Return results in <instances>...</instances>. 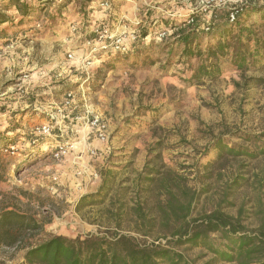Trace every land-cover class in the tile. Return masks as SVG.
Listing matches in <instances>:
<instances>
[{
    "label": "rangeland",
    "instance_id": "374dc122",
    "mask_svg": "<svg viewBox=\"0 0 264 264\" xmlns=\"http://www.w3.org/2000/svg\"><path fill=\"white\" fill-rule=\"evenodd\" d=\"M236 1L23 0L18 5L29 16L20 19L12 0H0V215L12 211L36 225L20 243L0 245V264H26L21 247L52 236L104 231L100 220L93 224L97 207L76 212L79 199L99 191L104 177L113 191L132 186L155 154L197 193L191 218L221 210L249 231L264 230V85L246 91L242 77L230 74L183 86L192 65L178 63L176 52L152 50L174 40L168 23ZM103 25L134 33L128 54L86 44ZM86 109L107 122L106 144L84 129ZM43 124L50 134L35 135ZM217 138L245 155L208 168ZM63 142L72 149L56 161L53 151ZM185 254L194 264L212 262L200 248Z\"/></svg>",
    "mask_w": 264,
    "mask_h": 264
},
{
    "label": "trees",
    "instance_id": "16d2710c",
    "mask_svg": "<svg viewBox=\"0 0 264 264\" xmlns=\"http://www.w3.org/2000/svg\"><path fill=\"white\" fill-rule=\"evenodd\" d=\"M12 2L10 8H15L20 19L29 16L18 5L23 0ZM230 10L223 7L212 8L208 13L190 12L179 23H168L175 38L160 47L181 49L178 63L183 66L193 59L200 61L196 69L200 77L220 74L221 64L228 60L240 74L252 70L264 58V5L240 6L233 23L228 18ZM188 18L193 23L187 24ZM5 22L0 16V26ZM258 70H264V66ZM214 149L216 160L208 161V168L228 157L245 155L244 149L229 147L221 138L215 140ZM196 196L188 179L164 164L160 154H155L137 174L132 186L113 191L111 182L104 177L99 191L79 199L76 212L97 207L93 224L100 220L104 231L74 239L52 236L38 245L22 246L24 261L26 264H194L185 253L200 248L211 255L210 264H264V230L249 231L238 217L221 210L191 218ZM35 226L33 221L15 212L2 213L0 245L10 247L20 243L22 234Z\"/></svg>",
    "mask_w": 264,
    "mask_h": 264
},
{
    "label": "built area",
    "instance_id": "2783aa9c",
    "mask_svg": "<svg viewBox=\"0 0 264 264\" xmlns=\"http://www.w3.org/2000/svg\"><path fill=\"white\" fill-rule=\"evenodd\" d=\"M254 3V0H237L235 4L230 6V11L228 14L229 22L233 23L235 22L236 13L240 6L245 4ZM109 5L107 2L101 3V7L107 8ZM199 11V10H198ZM201 12H206L207 10L205 7H202ZM197 12L195 10H192L191 13ZM193 23V20L191 18H188L187 24ZM207 30V29H206ZM119 31V33H118ZM165 33L159 34V39H162L165 37ZM136 41V36L134 33L128 32L126 29L118 30L117 32H112L107 29V26L104 25L101 28H97L94 31L93 39L86 41V44L90 46L91 44L94 45V43H98L99 47L98 50L102 54L107 53H118V54H128L130 52V45ZM92 52H97V48H93ZM91 53V52H90ZM72 54H68V58H71ZM68 97H70V93L68 94ZM67 104V103H65ZM80 120L83 123L84 129L87 130L88 134H93L96 141H98L100 144H106L109 139V129L108 124L106 121L102 119L101 116L94 113L91 109H86L83 113L82 118ZM35 135H49L51 132V127L48 124H43L41 126H38L34 129ZM34 142V141H33ZM72 149V146L69 145L68 142H63L61 144H58L53 151L52 158L56 161H60L63 158H65L69 151ZM10 154H14V146L9 147L6 152H9ZM88 153L91 157L96 156V151L94 149H89ZM95 177H97L95 175Z\"/></svg>",
    "mask_w": 264,
    "mask_h": 264
},
{
    "label": "crops",
    "instance_id": "0c3cea01",
    "mask_svg": "<svg viewBox=\"0 0 264 264\" xmlns=\"http://www.w3.org/2000/svg\"><path fill=\"white\" fill-rule=\"evenodd\" d=\"M243 24L245 26H248L249 22H243ZM164 43L165 44H169L167 41H165ZM160 46L161 45H159L158 47L153 48L152 50H160V49L162 50L163 48H161ZM150 49H148V50H150ZM164 50L168 51L169 53L172 52V54H173V52L174 53L176 52L177 55H179L181 53V49H171V48H167L166 47V49L164 48ZM190 64L192 65V68H191L192 70H191L189 79H187L186 81H182L181 84L183 86H188L189 85V86L193 87L195 84H204V83L216 82L220 78L228 76L230 74L233 75V76L242 77V79H243L242 87H244L243 90H246V91H247V89L259 88L262 85H264V77H259V76H262V75L264 76V70H258V69H261L264 66V58H263L262 62L258 63L254 68H252V70H249V71L245 72L244 74H240L239 72L235 71L231 67L230 62L228 60V61L223 62L221 64V66H220V74L215 75L213 77H209V78L200 77L199 75L196 74V69L199 67L200 61H198L196 59H193ZM149 75H150V73H149ZM150 78H153V76H150ZM239 87H241V86L239 85ZM119 120H120V118H119ZM126 125H128V124H126ZM227 145L229 146V144H227ZM91 146L96 148L97 146L99 147L100 145H98V142H94V143H91ZM91 188H92V186H91Z\"/></svg>",
    "mask_w": 264,
    "mask_h": 264
}]
</instances>
